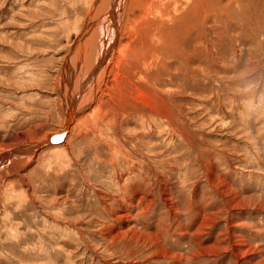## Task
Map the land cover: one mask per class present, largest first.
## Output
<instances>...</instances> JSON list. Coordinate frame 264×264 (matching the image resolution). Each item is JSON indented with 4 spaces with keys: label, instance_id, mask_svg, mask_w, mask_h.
<instances>
[{
    "label": "rangeland",
    "instance_id": "rangeland-1",
    "mask_svg": "<svg viewBox=\"0 0 264 264\" xmlns=\"http://www.w3.org/2000/svg\"><path fill=\"white\" fill-rule=\"evenodd\" d=\"M150 1L72 115L93 0H0V264H264V0Z\"/></svg>",
    "mask_w": 264,
    "mask_h": 264
},
{
    "label": "bare ground",
    "instance_id": "bare-ground-1",
    "mask_svg": "<svg viewBox=\"0 0 264 264\" xmlns=\"http://www.w3.org/2000/svg\"><path fill=\"white\" fill-rule=\"evenodd\" d=\"M160 1H162V0H151L148 3V5H147V7L149 9L148 10L149 12L146 15H149V14H154L155 16L159 15V17L153 16L150 19V20H152V21H150L152 24H153V21H155V20L159 21L160 19H163V17L165 15H167L166 14L167 10L165 11L164 9H158L157 8V6L159 5ZM140 4H142L145 7L146 0H93L92 8H91L93 11L90 14H88V21H85L87 23L84 26V28L82 29V31L80 32V35L78 36L77 41L74 43L73 47H71V50L69 51L70 53H69V56H68L69 59L65 63L66 64L65 65V71H64V74H63L64 75V79H63L64 82L63 83L65 85L63 87L64 88L63 89V92H64L63 94L65 95L64 99H65V102L67 104L68 112H72L73 113L76 109H77L78 112H79V110H81L80 109L81 108L80 107L81 103H79V97H78L81 94V92H79V89L81 87L79 88V86L81 85V83H83V81H84L85 84H87L85 79L84 80L82 79V78H87V77H85V76H87L85 74V73H87V72H85L87 67H90V68L91 67H95V70H94L95 72H93L92 75H91V78L94 79V81L92 82V85L94 87L92 85H90V84H87V85H90L93 88H95L94 83L95 84L96 83L99 84L100 82L104 81L103 79H104V76H106L105 74L108 71L107 67H108V64L110 63L109 61H112V58L114 56V52H115V50L117 48V45L120 42V39H121L122 35L125 34L127 30H129V32H132L130 30L137 31L136 29L138 28L139 23L136 20V18H137L136 14H137V12L139 10L138 5H140ZM89 10L90 9H88V11ZM95 12H96V14H95ZM168 12H170V11H168ZM129 15H131V16L129 17ZM133 16H134V18H133ZM169 19H171V18H169ZM159 23H161V22H159ZM161 24L163 26H165L164 22L161 23ZM153 25H155V27H156L155 30L158 32V34H157L158 36L157 37H162L164 35V33L161 32V31L159 32L160 25L156 24L155 22H154ZM142 27H145V24ZM150 33L153 34L152 31ZM138 36H139V34H138ZM149 38L150 37L147 34V36H145L146 40H143V42H142L144 44L141 45L142 43H140V44L136 43L134 46H132L131 49H129V51L131 50L130 53L131 54L132 53H136L137 52L136 48H139V49L142 50V48L144 46H148V45H150V47L153 49V47L151 46V41H150V39H152V38H150V39ZM163 38H164V36H163ZM156 42H158V40ZM156 42H155V44H156ZM147 51L149 52V50H147ZM76 52H78L77 56H78L79 60H76L77 58L75 59ZM160 53H162V52H160ZM152 54H153L152 57H155L154 53H152ZM134 55H136V54H134ZM142 55H140V56L142 57ZM144 56H146V53H145ZM158 56H159V54H158ZM95 58H97V60H96V62L94 64ZM73 61H75L74 63H76L75 64L76 67H74ZM145 61L146 60L144 58V62ZM145 63H147V62H145ZM85 66H86V68H85ZM150 67H151V65H150ZM150 67H148V68H150ZM74 68H76V73H74L75 74V82H73V85H72L71 84L72 83L71 82V75L73 73L72 71L74 70ZM147 70H149V69H147ZM81 72L84 73V74H81ZM81 75H83V76H81ZM72 78H73V75H72ZM81 79H82V81H81ZM83 90H87L86 87ZM95 90H97V87H96ZM90 91H92V89ZM95 92L96 91H94V93ZM84 93L88 94L86 91H83V95H84ZM92 94H93V92H91L90 95H92ZM83 97H84L83 99H85V96H83ZM90 97L91 98L88 99L89 101H87V103H91L92 99H94L95 96L92 95ZM80 99H81V97H80ZM82 101H84V100H82ZM84 106L85 105H83V107ZM77 111H75L72 115H75V113H78ZM71 118H73V116ZM68 126H70V125H68ZM64 130H66V128ZM62 136H60V137H62ZM60 137H59V139H60ZM50 138H51L50 140H52V137H50ZM54 138L55 137H53V139ZM46 144H44V145H46ZM36 149H37L36 147H31V148L24 147V148H21V149L17 150L18 153H16V154H20V153L25 154L27 152L29 154V153L34 152ZM2 156H4V154H1L0 158H2ZM1 161L2 160H0V163H1Z\"/></svg>",
    "mask_w": 264,
    "mask_h": 264
},
{
    "label": "water",
    "instance_id": "water-1",
    "mask_svg": "<svg viewBox=\"0 0 264 264\" xmlns=\"http://www.w3.org/2000/svg\"><path fill=\"white\" fill-rule=\"evenodd\" d=\"M53 137H55V138L53 139ZM55 139H56V136L53 135V136H52V140H55ZM52 140H51V141H52Z\"/></svg>",
    "mask_w": 264,
    "mask_h": 264
}]
</instances>
